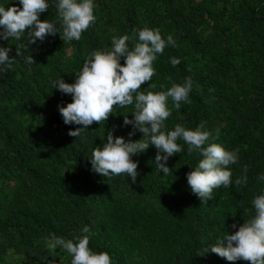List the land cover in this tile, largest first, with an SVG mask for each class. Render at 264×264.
Instances as JSON below:
<instances>
[{
  "label": "trees",
  "instance_id": "1",
  "mask_svg": "<svg viewBox=\"0 0 264 264\" xmlns=\"http://www.w3.org/2000/svg\"><path fill=\"white\" fill-rule=\"evenodd\" d=\"M40 20L57 21V0ZM19 0H0L5 8ZM95 21L79 41L64 42L59 33L28 45V50L6 71H0V264H71V256L57 248L49 252L51 234L74 239L91 230L89 248L107 252L112 264H248L229 262L204 252L227 231L238 230L254 215L251 201L264 195V0H93ZM59 28V23L57 22ZM159 29L171 34L176 47L167 46L152 67L155 75L140 91H162L172 81L190 77L191 103L171 115L165 131L177 123L195 129L200 122L214 142L227 150L239 149L236 164L229 165L232 183L213 189L206 203L191 192L186 173L195 168L198 152L182 151L169 157L165 176L155 164L154 146L136 154V183L126 173L102 177L91 170L95 147L106 142L107 132L125 140L142 133L124 125L133 106H114L107 121L93 123L78 137L68 135L81 125H65L58 105L71 96L53 87L60 77L75 82L87 54L111 49L113 36L133 30ZM0 39V47L26 45ZM129 49L133 41L127 42ZM31 55L34 64L23 57ZM180 63L175 67L170 58ZM120 63H124L122 57ZM0 65V68H3ZM150 85H155L151 87ZM178 117H182L179 119ZM104 138V139H103ZM247 185L236 186L244 175ZM248 209L249 212H245ZM235 224L237 227L233 228Z\"/></svg>",
  "mask_w": 264,
  "mask_h": 264
},
{
  "label": "clouds",
  "instance_id": "2",
  "mask_svg": "<svg viewBox=\"0 0 264 264\" xmlns=\"http://www.w3.org/2000/svg\"><path fill=\"white\" fill-rule=\"evenodd\" d=\"M19 5L13 4L7 8L0 6V39L19 41L23 37L25 40L27 34V43L16 47L15 57L9 56L10 47H0V65L4 66L0 71L11 69L17 58L28 50V45L37 40L43 41L46 36L59 33L64 42L79 41L82 32L95 21L93 0H57L52 5L57 10V21L53 22L39 19L40 14L50 7L47 0H19ZM130 40L133 41L131 49L127 43ZM169 45L176 47L171 34L164 39L159 29L147 27L134 29L132 36H113L110 50H92L87 54L81 71L75 74L74 83H66L61 77L53 81V87L71 96L70 103L57 107L65 125L82 126L68 132L69 136L78 137L83 129H88L94 122L99 124L107 121L114 106H133L132 119L124 116L123 124L132 125L133 131L128 133L129 137L136 131L142 133V137L135 141L125 140L124 137H114L109 130L102 147L97 146L92 151L91 170L102 177L126 173L134 184L138 176V162L133 161L132 157L145 152L151 145L156 149L157 169L165 176L172 175L167 161L182 151L177 141L183 140L189 156L198 152L202 157L197 166L186 173V179L191 192L206 203L213 197V189L221 186L227 188L232 183V172L228 166L238 162L239 149L227 150L214 142L218 139V131L213 136L205 130L206 122L203 121L195 129L177 123L173 130L165 131L164 121L171 115L167 106L169 98L177 112L182 102L191 103V78L176 83L169 76L167 79L171 86L162 91L145 92L140 89L155 75L152 64ZM122 57L123 64L120 63ZM23 59L28 64L35 63L31 55ZM170 63L175 67L180 60L172 57ZM247 171L245 166L244 175L235 180L236 186L247 185ZM258 179L264 180V175ZM251 203L254 215L243 220L238 230L231 234L226 231L214 244L205 247V254L210 252L229 262L243 260L248 264H264V195L255 196ZM245 212L249 210L245 209ZM232 227L237 226L233 224ZM81 231L85 235L74 239L51 234L47 243L48 251L53 255L57 248L67 252L72 258L71 264H112L109 253L90 250V228L85 225ZM44 262L55 264L54 260L47 258Z\"/></svg>",
  "mask_w": 264,
  "mask_h": 264
}]
</instances>
